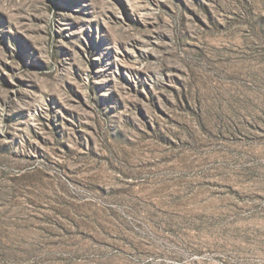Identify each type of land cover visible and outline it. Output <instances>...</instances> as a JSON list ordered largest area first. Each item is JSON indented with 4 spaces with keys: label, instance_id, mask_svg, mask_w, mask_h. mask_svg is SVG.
I'll list each match as a JSON object with an SVG mask.
<instances>
[{
    "label": "rangeland",
    "instance_id": "obj_1",
    "mask_svg": "<svg viewBox=\"0 0 264 264\" xmlns=\"http://www.w3.org/2000/svg\"><path fill=\"white\" fill-rule=\"evenodd\" d=\"M0 264H264V0H0Z\"/></svg>",
    "mask_w": 264,
    "mask_h": 264
}]
</instances>
